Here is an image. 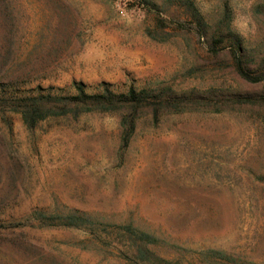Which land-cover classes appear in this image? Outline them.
Listing matches in <instances>:
<instances>
[{
  "label": "rangeland",
  "instance_id": "obj_1",
  "mask_svg": "<svg viewBox=\"0 0 264 264\" xmlns=\"http://www.w3.org/2000/svg\"><path fill=\"white\" fill-rule=\"evenodd\" d=\"M0 264H264V0H0Z\"/></svg>",
  "mask_w": 264,
  "mask_h": 264
},
{
  "label": "trees",
  "instance_id": "obj_2",
  "mask_svg": "<svg viewBox=\"0 0 264 264\" xmlns=\"http://www.w3.org/2000/svg\"><path fill=\"white\" fill-rule=\"evenodd\" d=\"M193 12L195 16L197 15L199 17V13L196 9H193ZM201 20V19H200ZM239 46V44H237ZM239 48V47H238ZM237 68L238 71L246 76V73L244 72L243 68L241 67L240 60L237 62ZM78 94L72 97H65L61 99H57L59 101H62V109H70V105H85L88 107H93L101 109V110H109V109H116V107H135L137 105L142 104L145 101L144 91L141 92H135L134 90H130L126 94H115L107 89L103 91V93L99 94H86L82 87H78ZM38 104V102H37ZM25 120H28V116L25 114ZM30 118V117H29ZM42 118L40 116L39 118H34L35 121L37 119ZM133 126L130 124V128L127 133H125L126 137H129L132 133ZM69 220H73L74 217H69ZM70 225V224H68ZM126 230L132 233L133 235L137 234L136 230H133L130 226L126 227ZM142 237L145 239H150L149 235L142 234Z\"/></svg>",
  "mask_w": 264,
  "mask_h": 264
}]
</instances>
